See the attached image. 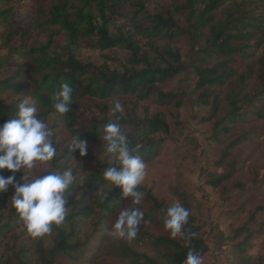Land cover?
<instances>
[{"label": "trees", "instance_id": "1", "mask_svg": "<svg viewBox=\"0 0 264 264\" xmlns=\"http://www.w3.org/2000/svg\"><path fill=\"white\" fill-rule=\"evenodd\" d=\"M33 1L37 7L31 10L20 0H0V50H7V54L0 55V74L15 68L0 78V124L14 116L19 104L13 98L6 102L2 98L5 93L21 95L20 101L27 96L38 104L40 118L45 121L53 119L50 129L57 152L50 161V170H64L72 162V157L79 155L67 147V136L61 135L63 129L71 137L77 135L87 141L88 146L102 148L103 128L114 119V116L112 119H94L86 130L79 131L74 128L76 115L73 107L76 102L83 98L101 101L116 98L129 99L135 109L142 101L178 108V100L174 101V96L162 85L180 72H189L188 67L196 75L194 88L201 90L199 102L207 104L206 98L211 96L218 112L212 127L213 139L230 138L224 157L230 156L233 148L256 140L262 134L261 129L253 128L231 137L239 126L264 121V0H168L156 11L146 8L148 0ZM131 3L134 8L125 10L120 20L115 21L112 14H119L115 9ZM36 31L42 32L45 38L29 44V38ZM180 37L188 41L194 56L190 64L183 63L178 50L168 45ZM84 43L92 50L123 51L125 63L120 70H113L106 65L82 61L79 57ZM214 57L218 61L206 65L209 64L207 58ZM24 60L27 61L26 70ZM242 64H247V73L236 75L235 68L244 67ZM28 71L32 76L29 87L22 83ZM253 74L260 88L250 92L245 90V80ZM64 82L74 90L73 101L70 111L60 117L52 114L50 93ZM228 86L232 93L219 99V91ZM143 113L142 117L138 114L127 118L117 115L129 148L135 149L147 163L154 160L165 146L169 125L161 112ZM84 157L93 162L88 171L81 174L71 167L83 180L81 184H74L67 194L64 221L59 226L53 225L50 233L45 234L52 242L46 248L52 257L50 261L45 260L47 263L59 258L67 264H97L104 237L101 226L124 208H139L144 213V220L164 223L161 209L167 206L150 190L139 185L138 190L144 193L150 204L143 207L133 205L130 197H123L119 187L114 188L103 179V171L109 166L107 163H101L88 150ZM236 164L230 162L228 173L210 183L213 186L226 184L237 172ZM236 186L242 187L238 182ZM3 203L4 197H1L0 208H4ZM9 206L13 219L0 220V241L7 236L16 239L21 235V231L13 233L22 221H18L12 202ZM256 210H264V206ZM98 211L96 224L91 228L98 245L92 248L87 242L91 235L85 236L84 241L81 239L85 220L94 218ZM182 233L179 237H172L169 233L154 234L139 228L132 242H143L152 255L125 245L121 252L123 262L183 264L190 250L200 255L206 252L205 231L191 214ZM40 237L37 249L42 245ZM28 253L19 245L14 257L2 253L0 264H31Z\"/></svg>", "mask_w": 264, "mask_h": 264}, {"label": "rangeland", "instance_id": "2", "mask_svg": "<svg viewBox=\"0 0 264 264\" xmlns=\"http://www.w3.org/2000/svg\"><path fill=\"white\" fill-rule=\"evenodd\" d=\"M20 1L27 3L31 10L37 7L33 0ZM131 1L136 2L137 0ZM167 2L168 0H148L146 8L156 11ZM123 7L115 9L116 13L119 14H112L115 21H119L121 13L134 8V5L131 3V5L128 6L127 4ZM44 38L45 35L42 32L36 31L29 38L28 43L36 44L37 41ZM168 45L178 50L183 63H192L191 60L194 56L186 39L180 37L168 42ZM5 54H7V50H0V55ZM79 58L82 61H91L99 66L106 65L113 70H120L125 63V53L123 51L117 49L109 51L92 50L87 43L83 44ZM215 60H217L215 57L213 59L207 58L206 61H209V64L206 65L218 61ZM22 63L24 70H26L27 61L24 60ZM242 65L244 67L238 66V68H235L236 75L247 73V64ZM188 69L189 72H180L175 78L166 81L162 85L165 91L174 96V101L175 99L178 100L180 104L178 108L171 106L167 108L157 103L142 101L138 103L135 109L129 99L123 101L114 98L101 101L83 98L76 102L73 107L76 115L74 128L84 131L94 119H112L111 107L117 102L123 106L122 111L118 113L123 118L136 114L142 117L144 111L149 112V114L161 112L169 125V136L159 155L154 160L145 163L146 176L140 185L150 190L158 201L167 207L176 203L182 205L189 210V213L198 223L202 224L207 246L206 252L200 255L202 264H264V210H256L257 207L264 206V121L257 120L239 126L235 131L236 133H233L231 137H235L237 133L250 131L253 128L261 129L262 134L256 140L233 148L230 156L224 157L223 152L230 138L213 139L212 127L218 112L211 102V96L206 98V100L208 99L207 104L199 102L201 90L194 88L196 75L190 67ZM14 70L15 68L12 67L10 71L1 73L0 78ZM31 77L28 71L22 78V83L29 87ZM245 84V90L250 92H255L260 88L255 74L246 79ZM228 87H224L219 91V99L232 93V88ZM20 97L21 95L12 93L2 95L6 102L12 101L13 98L14 101L18 100L20 103ZM23 100L34 103L27 96H24ZM46 123L51 127L53 119L46 120ZM61 135L67 136L68 143L72 139L66 129L62 130ZM88 151L101 163L108 164L103 156L102 148L88 146ZM232 161L237 162V172L231 175L228 182H225L226 184L223 186H213L210 181L227 174ZM92 162L90 158L76 155L72 157V162L66 168L75 167L78 173L81 174L83 171H88ZM50 169V161L37 162L31 170L18 171L15 174L16 182H21L23 174L35 178L37 175L47 173ZM0 175L7 177L12 173H8L6 169H3L0 170ZM237 182L241 183L242 187L236 186ZM13 194L14 189L11 186L6 191L0 192V198L4 197L3 204L5 205L4 208H0V220L2 222L6 219H13L9 206ZM148 204L150 203L143 196L140 203L135 205L143 207ZM94 209L97 211L96 207ZM99 214L100 211L95 212L94 218L84 222V233L81 240L84 241L85 236L91 235L90 241L87 240V242L88 246L92 248L98 245L96 236L91 233V228L93 224H96L95 220H97ZM118 215L109 218L107 223L101 226L104 229L102 231L104 237L97 264H125L121 257L122 248L125 245L134 246L136 251L152 255L148 246L143 242L134 244L132 240L129 241L110 234ZM139 228L146 229L154 234L158 232L170 234L161 221L150 223L143 219ZM19 231H21V235L18 238L14 239V237L7 236L0 241V255L7 253L10 257L11 255L14 257L15 250L19 245H22L29 252L31 264H67L65 260L59 258H55L52 263L45 262V260H52L46 250L52 244L50 237L47 235L44 238L43 236L40 237L42 245H40L41 248L37 249L36 243L39 237H31L26 232L23 222L14 228L13 233L17 234Z\"/></svg>", "mask_w": 264, "mask_h": 264}, {"label": "clouds", "instance_id": "3", "mask_svg": "<svg viewBox=\"0 0 264 264\" xmlns=\"http://www.w3.org/2000/svg\"><path fill=\"white\" fill-rule=\"evenodd\" d=\"M73 88L64 82L50 93L52 114L63 117L70 111L73 101ZM120 103H114L111 113L114 119L103 128V156L109 166L103 171V179L114 188L119 187L125 198H131L133 205L139 204L144 193L138 186L146 176V164L135 149L128 146V138L121 131ZM39 107L28 100L21 101L10 119L0 124V170L6 169L12 175H0V192L11 186L12 207L23 222L26 232L31 237H40L50 233L52 226H59L65 219L67 194L74 184H81L83 178L72 168L62 171L49 170L43 175L31 178L23 174L21 182H16L15 174L21 170H31L37 162L51 161L57 152L53 144V132L45 120L38 115ZM67 147L71 152H78L80 157L87 155V141L74 135ZM164 227L172 237L182 235V229L188 222L189 210L176 203L165 209ZM144 213L135 207L124 208L112 226L111 235L133 240ZM183 264H202L200 254L190 250Z\"/></svg>", "mask_w": 264, "mask_h": 264}]
</instances>
